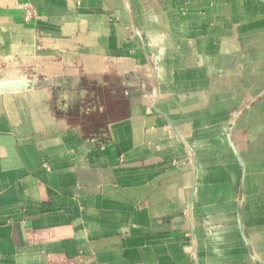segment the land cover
I'll use <instances>...</instances> for the list:
<instances>
[{"label": "crops", "instance_id": "0c3cea01", "mask_svg": "<svg viewBox=\"0 0 264 264\" xmlns=\"http://www.w3.org/2000/svg\"><path fill=\"white\" fill-rule=\"evenodd\" d=\"M10 59L0 264L264 259V4L0 0Z\"/></svg>", "mask_w": 264, "mask_h": 264}, {"label": "rangeland", "instance_id": "374dc122", "mask_svg": "<svg viewBox=\"0 0 264 264\" xmlns=\"http://www.w3.org/2000/svg\"><path fill=\"white\" fill-rule=\"evenodd\" d=\"M2 65H4V66H2ZM49 66H51L52 72L54 70H56L55 68H57V67L54 66V64H51L50 65L49 62H47V61L42 62L40 64V67L42 69L48 68ZM4 70L6 72H4ZM8 70H9V72H8ZM16 70H18V71L16 72ZM34 71H35L34 64H33V62H31L29 60L26 61V60H23V59H10V60H3V61L0 62V79H2V77H5L6 76V75L5 76H2L3 75L2 72H4V74L9 73V75L6 76V77H14V75H17L18 74L22 78H24L26 80L27 79L30 80L31 77H34V73H36ZM19 76H16V77H19ZM0 89H1V87H0ZM3 90H5V89L2 88L0 90V92L3 91Z\"/></svg>", "mask_w": 264, "mask_h": 264}, {"label": "water", "instance_id": "95a60500", "mask_svg": "<svg viewBox=\"0 0 264 264\" xmlns=\"http://www.w3.org/2000/svg\"><path fill=\"white\" fill-rule=\"evenodd\" d=\"M259 2H261L262 4H264V0H257ZM229 143H230V146L233 150V153L234 155L236 156L237 160L239 161L240 165H241V168H242V184H241V190L244 189V182H245V176H246V166H245V163L239 153V151L237 150L234 142L232 141V137H231V132L229 133ZM238 226H239V229H240V233L243 237V240L248 248V251H249V254L251 256V258L253 259L254 262H257L259 264H264V259H261L257 254L256 252L254 251L253 247H252V244L250 242V239L248 238L247 234H246V231H245V228H244V224H243V221H242V214H241V209L239 208L238 210Z\"/></svg>", "mask_w": 264, "mask_h": 264}]
</instances>
